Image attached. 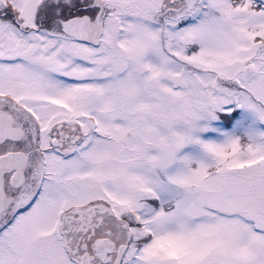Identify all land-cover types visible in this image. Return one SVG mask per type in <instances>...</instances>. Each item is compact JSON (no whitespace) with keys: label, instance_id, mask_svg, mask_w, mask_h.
I'll return each mask as SVG.
<instances>
[{"label":"snow or ice","instance_id":"snow-or-ice-1","mask_svg":"<svg viewBox=\"0 0 264 264\" xmlns=\"http://www.w3.org/2000/svg\"><path fill=\"white\" fill-rule=\"evenodd\" d=\"M0 264H264V0H0Z\"/></svg>","mask_w":264,"mask_h":264}]
</instances>
